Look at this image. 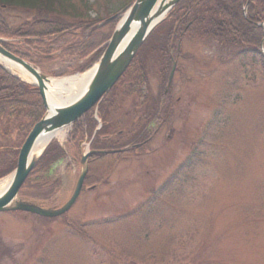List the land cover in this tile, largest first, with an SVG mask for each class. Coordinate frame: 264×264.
<instances>
[{"label": "rangeland", "instance_id": "374dc122", "mask_svg": "<svg viewBox=\"0 0 264 264\" xmlns=\"http://www.w3.org/2000/svg\"><path fill=\"white\" fill-rule=\"evenodd\" d=\"M72 2L78 4V0ZM131 2L88 0L91 12L86 17L66 12L42 16L70 31L59 33V37L46 34L56 39L49 40V50L40 44L37 50L43 53V60L35 66L37 70L52 80L87 72L107 40L100 39L89 56L90 33L84 36V31L93 25L91 21L105 20ZM261 2L258 21H250L249 26L263 33L264 0H246L242 11L247 19L249 4L255 7ZM29 14L1 7L6 33L17 35L12 29L18 25L24 28L25 21L35 16ZM186 29L180 33L185 41L177 48L176 42L171 53V63L178 66L176 57L182 61L169 95L168 90L160 89L158 59L164 57L160 53L163 44L154 40L143 51L144 56L139 55L138 67L151 63L146 57L149 50L154 51L159 67L147 66L145 82L122 93L115 84L103 97L104 107L111 105L113 136L108 141L113 145L130 138L135 141L127 147L137 148H127L122 154L107 151L110 154L95 161L106 151L96 150L93 142L88 150L84 143L79 149L80 137L93 135L88 128L79 127L82 123L60 131L63 139L51 141L60 146L61 157L56 162L52 161L56 158L49 160L53 153L48 150L20 188V199L62 207L79 175V158L87 151L94 153L87 158V183L97 188L83 191L58 218L0 213V264H264V39L258 47L249 46L234 35L235 43L229 47L209 39L186 40ZM80 42L87 50H69ZM17 49L9 51L38 62L23 48ZM82 56L85 58L80 59ZM148 100L155 121L145 128L149 134L138 141L135 137ZM32 128L14 130L10 141H0L5 153L0 174L6 176L13 168V155L18 154ZM194 153L198 162L190 161L187 166ZM50 161L53 163L47 165ZM56 181L60 183L54 185Z\"/></svg>", "mask_w": 264, "mask_h": 264}, {"label": "trees", "instance_id": "16d2710c", "mask_svg": "<svg viewBox=\"0 0 264 264\" xmlns=\"http://www.w3.org/2000/svg\"><path fill=\"white\" fill-rule=\"evenodd\" d=\"M236 1V4L235 2L230 3L229 0L180 1L174 8L172 13L169 15L167 20L151 33V35L142 45L139 53L136 55L123 77L119 80V85L118 83L116 84V86H119V89H121V93L122 91L127 90L128 88H132V86L135 87V83L137 82H145L144 80H146L147 78V66H154V64H156L155 53L153 50L148 51L146 57L149 56L148 58L151 63H148L146 67H138V58L139 55H143V51L148 49L150 45L154 42V40L157 43L163 44V48H160V53H162L164 57L158 59L161 63V65H159L160 67L157 64L156 65L159 67L160 70V89L162 90V92H164L167 78L171 69V59L174 57L173 54H171L175 47L174 44L177 42V48L179 43L181 44L185 41L183 34L180 35V33H183L186 28H188L186 29V31H188L184 33L186 40V37L193 38L194 40L209 39L210 41L221 43L227 46L229 45L230 47L232 46L230 43H235L234 35H236V37L239 38V41H246L250 43L249 46H260V42L264 39V31L262 33L259 28H252L251 26H249V23L250 21H258V18L260 16V9L262 7L261 5H263V2H261V4H257V6L255 7H252L254 3L249 4L248 18L244 19L242 8L246 0ZM74 3L75 2H72V0H0V9L1 7H4V9H19L27 13L29 16V13H35V16H33L32 19H30L29 21H25L26 23L24 28H21L22 26L18 25L16 28L12 29V32L17 31V36L22 35L20 37L23 38L34 37L48 40L50 38V34H52V37H55L63 31L66 32L70 30L65 26L61 27L59 24L55 25V23L51 21L48 22V19H41L42 16L45 15L47 18H49L53 15L60 16L64 12H66L77 15L83 14L84 17H86L88 15V11H91V6L86 5L85 3L83 4L81 1H78V4ZM235 5L237 6V8H235ZM5 22L6 19L4 17L1 18L0 15V36H16V34L14 33H6L4 25ZM91 22H93L91 23L93 25H89L84 31V36L90 33L89 45L90 48H92V52L90 51L89 56L97 49H95V47L98 46L97 43L100 41V39H105V41L108 40L112 33V29L114 27L113 25H115L114 21L103 28L96 29L94 27L100 22V20H94ZM53 26L56 28H51ZM47 33L49 35H46ZM175 37H177V40ZM84 45V42L76 43L69 50H73L74 52L87 50V47H83ZM101 54L102 52L97 53L94 58L95 61L101 56ZM81 58L84 59L85 57L82 56L80 57V59ZM176 58L178 61V66H176L175 72H180V63L182 60L181 58ZM261 65L262 70L264 71V60L261 62ZM77 69L79 68H76V70ZM82 70H84V68L79 71ZM139 70L141 71V73H139ZM140 76L141 78H139ZM125 84H128V86L124 87ZM169 90L168 95L171 92ZM104 103L105 102H102L100 104V110L102 112L101 119L103 122V129L101 128L95 136L93 147L95 149H120L131 145V143L135 140L132 141V139L130 138L124 140L120 144H118L119 141H117L113 145L111 144L113 142L110 143V141L103 139L107 135H112L111 128L113 126L112 121L109 119V108H111V105H105L108 107V109H106V107H104ZM151 103L152 101L148 100V104L144 107V116L141 117L142 123L139 124L140 126L138 125V132L135 137L138 141L142 138L145 133H147L145 132V128L151 121H153L150 116ZM43 114L44 108L42 107L41 101L39 100L38 91L35 88H32L31 86L21 83L20 81L16 80L15 78L5 73L2 69H0V141H10L9 137L14 130H16V132H21L26 129L27 131H29L31 127L43 116ZM86 125L88 126V132H92L96 126L92 117L89 118V116ZM1 144L2 143L0 142V145ZM110 144L112 146H110ZM49 149H51L52 151L50 153H53L52 156L48 158L49 160L56 158V160H52L53 162H56L58 161L57 159L61 157V151L59 150L58 145L51 144L46 149L45 153L42 155L40 162L46 158ZM50 153L47 157L50 156ZM192 156L193 157L187 159V166L189 165L190 161L196 163L198 162L199 158L197 157V155L194 153ZM103 157V155L96 156L95 161L100 160V158L102 159ZM52 161L48 162L47 165L53 163ZM44 167L45 165L42 166V168ZM9 171H11V169H9ZM54 185H58V182H56Z\"/></svg>", "mask_w": 264, "mask_h": 264}, {"label": "water", "instance_id": "95a60500", "mask_svg": "<svg viewBox=\"0 0 264 264\" xmlns=\"http://www.w3.org/2000/svg\"><path fill=\"white\" fill-rule=\"evenodd\" d=\"M157 1L136 0L126 10L116 26L103 55L92 69L93 75L90 81L82 92L77 93V95L79 94L78 99L68 104L49 106L45 97L46 84L49 83V78L25 61L14 57L0 46V58L2 60L18 65L34 78L35 82L33 85L39 90L45 108V115L34 125L19 151L16 169L11 176L10 183L0 195V212L21 211L43 218H55L66 213L75 203L87 172V158L92 153H88L81 158L80 172L73 192L62 207L54 209V207H46L44 203L38 204L29 199H20L18 196L19 190L38 160V157L34 156L32 152L34 144L40 137L51 136V133L75 123L112 89L152 30L166 18L167 15H164L161 10L160 12H153L152 9ZM179 1L168 0L163 8L166 7L170 12ZM108 22L109 20L103 24ZM1 43H3L2 39H0ZM123 44L124 46L121 47ZM0 67L5 70L1 64ZM173 72L174 65L172 66L167 86H169Z\"/></svg>", "mask_w": 264, "mask_h": 264}, {"label": "bare ground", "instance_id": "6f19581e", "mask_svg": "<svg viewBox=\"0 0 264 264\" xmlns=\"http://www.w3.org/2000/svg\"><path fill=\"white\" fill-rule=\"evenodd\" d=\"M168 2V0H158L153 7V12H160L163 11L164 15H168L169 12L164 5ZM124 44L121 46L123 47ZM262 56L264 58V52H262ZM0 64L4 67L6 71L14 75L15 77H19L21 80L28 82V83H34V78L28 75L24 70H22L18 65L11 64L10 62H7L5 60H2L0 58ZM93 72H89L84 75H76L72 77L63 78L60 80H51L48 84H46L47 90L45 93L46 101L49 106H57V105H63L68 104L76 99H78L79 94L77 95V92L80 93L88 82L90 81V78L92 77ZM61 130L56 131L55 133H51V136H45L40 137L34 144L33 148V155L37 156L42 149L46 146V144L51 139H57L61 140L63 139L64 135ZM50 135V134H49ZM11 177L6 178L2 181H0V195L6 190L10 183Z\"/></svg>", "mask_w": 264, "mask_h": 264}]
</instances>
